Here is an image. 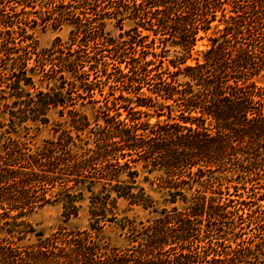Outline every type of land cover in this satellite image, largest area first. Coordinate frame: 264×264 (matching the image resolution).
Returning <instances> with one entry per match:
<instances>
[{
	"label": "trees",
	"instance_id": "16d2710c",
	"mask_svg": "<svg viewBox=\"0 0 264 264\" xmlns=\"http://www.w3.org/2000/svg\"><path fill=\"white\" fill-rule=\"evenodd\" d=\"M66 1L51 0L58 5ZM74 1L84 8L71 17L78 20L72 21L78 48L40 51L28 31L33 19L18 20L19 12L27 15L29 8H36L34 2L0 0V82L4 86L0 100L14 98L11 104L3 102L10 125L28 119L47 123L53 107L61 106L60 114L65 110L70 114V127L61 128L56 137L35 149L12 136L0 145V264H264V208L245 212L258 231L250 239L236 246L217 240L228 222L225 218L233 224L240 216L239 207L229 204L225 194L236 195L239 189L252 192L264 172V85L259 84L264 77V0H118L113 7L106 6L109 0ZM130 1L159 14L152 18L149 30L171 36L181 53L166 62L153 52L155 59L149 62L163 68L159 73L165 76L154 73L155 82L145 96L140 91L142 76L136 73L141 67L125 61L120 72L125 79H113L123 89L105 97L104 122L85 137L89 120L69 95L71 76L87 72L79 68L84 62L82 68L92 71L93 58L102 64L107 58L99 51L80 56L84 33H78L97 18L100 33L93 44L116 51L120 41L106 35L103 17L110 11L126 16ZM13 4L20 5V11ZM216 20L219 23L213 24ZM200 30L204 34L213 30L211 43L202 57H193L197 39L204 37L198 35ZM55 51L59 53L53 55ZM189 58L194 63H188ZM81 83L84 93L78 96L92 100L93 85L99 82ZM143 107L166 118L145 122L139 118ZM139 162L149 173L162 172L155 178L168 188L166 201L172 206L163 207L150 224L140 222L141 229L132 227L143 234L137 245L119 247L99 235L107 222L117 220L118 199L157 210V201L139 185ZM220 180L235 191L224 190L223 183L215 185ZM194 182L200 188L188 196L186 190ZM85 200L90 228L63 227L45 235L24 218L38 207L60 201L68 220ZM179 200L184 207L178 206ZM30 233L37 241L21 243Z\"/></svg>",
	"mask_w": 264,
	"mask_h": 264
},
{
	"label": "rangeland",
	"instance_id": "374dc122",
	"mask_svg": "<svg viewBox=\"0 0 264 264\" xmlns=\"http://www.w3.org/2000/svg\"><path fill=\"white\" fill-rule=\"evenodd\" d=\"M18 1L21 2L22 0ZM32 1L36 8H29L30 12L27 15L23 12H19L18 20L24 21L23 19H25V16H29L33 19L31 21L29 20L32 26L28 28V31L34 36L35 47L37 50L42 51L49 48H51L50 50H52V48L55 50V47L62 48L63 50H68L70 48L77 49L78 45L73 40V29H75V24H73V22L75 21L74 23H76L78 20L75 17H71L73 14H80L84 10L82 7L83 4L74 0H67L63 5L53 4L51 0ZM116 1L118 0H109L106 6L109 7L115 5L114 3ZM136 1L139 2L141 0ZM133 3V1H130L128 8L125 9L124 15L126 16H122L116 11H110L103 17L106 35L120 41V48L116 51L110 47L102 45V43L93 44V39H98V33H100L97 28V18L86 23L83 26L84 30L78 33L79 35L84 33L82 41H80L82 44V47L79 50L80 56L84 57L86 53L91 54L92 52L99 51L106 55L105 58H107V63L103 64L100 63L99 60L93 58L92 71L88 70V66L82 68L84 62L79 68L86 69L87 72L85 74L82 73V75L75 77L71 76L70 73L68 74L71 76V80L74 78V83L69 90V95L75 98L73 100L76 101L75 107L81 113L85 114L89 120V125L86 126L84 133L82 134L85 137L86 135H91V130L97 128L99 124L104 122L102 109L106 101L105 97L111 98L112 95L109 94V92L119 94L120 89H123L122 84L113 81V79L117 76H121L119 77L121 80L125 79V77L120 74L121 70L125 68V61L131 62L136 68L141 67V70L136 71V73L139 74V77L142 76L140 91H142L141 95L145 96L149 95V87H152V83L155 82V80L151 78L152 75L157 73V77H160L162 74L163 77L165 76L164 72L159 73L160 71H165L163 68L149 62V59H155L153 52L159 53L162 59L166 62L167 59L175 58L177 54L181 53V47L173 43L171 36L160 33L155 35L149 30V27H152L153 17L159 16V14L155 15V13H150L148 6L145 8L142 6L137 7L136 4ZM13 5V9L20 11V5ZM86 11H88V9H86ZM192 15L195 17L194 13H192ZM42 17L45 18V22L41 21ZM216 23H219V21L216 20L213 22V24ZM223 26L224 23H220V27ZM212 34L213 30L208 31L206 34H204L202 30L199 31L198 35H204V37L197 39L192 50L193 57H202L203 51L210 46L211 41L209 37ZM58 53L59 51H55L53 55H57ZM120 58L121 61L124 62H118ZM187 62L194 63V60L189 58ZM33 63L34 61L32 60L30 65ZM76 69H78V67ZM100 69L105 70L106 73L100 71ZM38 77L39 76L35 77L37 83L44 87V84H41V82L37 80ZM178 79L183 80L184 78L182 75H178ZM89 80L96 81V84L99 82L98 86L93 85L94 93L92 94V100H89L90 98L82 99L78 96V93H84L81 81ZM259 84L264 85V77L259 79ZM2 88H4V86L3 83L0 82V89ZM123 93L127 95L126 92ZM12 99L14 98L0 100V145L8 140L6 139L7 136H12L27 142L29 146L35 149L38 146H41L45 140L56 137L61 128L70 127V114L66 110L63 114H60L61 106L53 107L48 111L47 116L49 117V121L47 123L28 119L19 123V125L15 124L12 127L10 125L8 108L3 104V102L11 104ZM155 106L158 108V103H156ZM134 110L137 111L138 108H135ZM125 113L126 112H124L121 117H124ZM139 118L145 122L150 121L151 123H154L157 119L162 120L166 118V115L157 117L153 108L149 110V108L143 107ZM73 133L75 134V131H73ZM136 168H138L140 173L138 176L139 185L144 186L157 201V210L151 208L145 209L140 205L130 204L125 198L118 199L116 209L117 220L107 222L99 230V235L104 240L119 247L137 245L142 240L143 234H141L140 231L133 230L132 227L135 225L136 228L141 229L140 222L150 224L152 220L160 214V210L163 207L171 208L172 206V203L166 201V197H168V188L160 186L159 181L155 178L156 175H159L162 172L155 171L149 173V168L142 167L140 162L136 164ZM231 173L232 172H228L229 175ZM216 174L220 173L217 172ZM146 176L150 179L145 180L144 177ZM259 177L261 178L257 180L258 182L254 185L255 187H253L252 192L239 189L237 192L238 194L236 195L225 194L226 197L231 199L229 204L237 205L239 207L240 216L239 218L234 219L233 224H231L230 218H225L228 222L223 225V230L219 231L217 239L222 242L223 245L236 246V243L243 239L248 240L255 232H258L254 220L248 219L245 212L252 208H264L262 207L264 205V172H262ZM219 183L220 184L216 183L215 185H221L223 183L222 186L224 190H228L229 193L235 191L233 186L225 184V180H220ZM250 183L251 182L247 183V185L251 186ZM199 188L200 184L194 182L193 188L187 189L186 192L188 193V196H190L191 192H194L195 189ZM250 195L253 197L250 198ZM177 204L179 207H184L185 205L181 200H179ZM24 218H27L37 230L44 232L45 235H49L63 227L67 230H83L90 228L91 221L88 211V200L83 201L78 214L76 216H71L68 220H65L63 204L60 201L47 203L38 207ZM126 218H128L129 221H133V224H130ZM124 221L126 222V225L123 226L122 224ZM92 232H94V230ZM234 233L236 234L234 235ZM36 241L37 236L34 233H30L20 242L23 244H31Z\"/></svg>",
	"mask_w": 264,
	"mask_h": 264
}]
</instances>
